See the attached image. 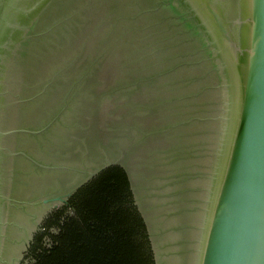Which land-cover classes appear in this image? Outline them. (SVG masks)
<instances>
[{"label":"rangeland","instance_id":"374dc122","mask_svg":"<svg viewBox=\"0 0 264 264\" xmlns=\"http://www.w3.org/2000/svg\"><path fill=\"white\" fill-rule=\"evenodd\" d=\"M50 1L31 26L40 38L31 42L23 89L14 90L21 100H29L18 104L14 122L38 132L17 135L23 142L16 149L19 157L9 166L14 206L5 229L4 264H27L33 235L48 214L63 206L60 203L77 184L107 164H119L127 173L154 264H187L191 226L197 222L200 202L195 173L208 166L200 151L208 150L214 134L206 129L211 124L180 123L209 109L216 112L220 102L214 91L203 92L192 102L173 99L182 91L195 90L200 80L212 85L214 77L202 70L209 64H195L207 52L206 46L184 20L181 25L191 40L178 44L179 29L172 19L177 16L168 7L157 12L167 21H157L155 37L172 40V45L167 44L172 48L165 51L164 45L143 42V36L152 35L100 38L103 43L96 51L102 53L100 63L90 59L87 64V32L94 35L95 24H107L108 18L87 16V0ZM149 1L134 3L140 7ZM90 3L101 5L96 0ZM92 35L88 36L91 41L95 40ZM111 41L118 45V53L109 51ZM127 52L131 65L124 59ZM78 53L84 57H75ZM163 57L161 66L157 65ZM179 62L189 65L174 71ZM200 101L205 103L201 111Z\"/></svg>","mask_w":264,"mask_h":264},{"label":"water","instance_id":"95a60500","mask_svg":"<svg viewBox=\"0 0 264 264\" xmlns=\"http://www.w3.org/2000/svg\"><path fill=\"white\" fill-rule=\"evenodd\" d=\"M49 1L0 0V264H4L2 249L8 225L5 206L14 203L4 188L1 153L14 134L38 132L16 126L15 116L11 115L19 103L29 102L16 95V102L12 99L9 104L10 81L16 71L12 59L20 57L26 39L24 51L29 50L32 40L40 38L31 26ZM135 1L122 0L123 7L118 10L115 0H96L101 4L98 7L87 0V16L92 13L108 18L107 24H95L94 35L87 32V56L98 54L97 46L103 43L100 38H124V34L127 40L140 34L152 35L153 38L143 36V42L164 45L165 51L172 48H167L168 41L155 37L157 21L163 20L157 12L170 7L176 18L189 22L195 36L201 37L200 42L209 51L207 61L214 65L219 79L213 89L220 102L216 131L210 151L200 155L208 159V166L198 176L200 202L189 264H264V0H150L140 7ZM118 28L121 33H117ZM90 35L95 40H89ZM117 49L116 42L111 41L109 51L115 54ZM126 55L124 59L131 65V53ZM77 56L84 57L82 53ZM162 61L164 57L157 60V65L161 66ZM36 64L43 68V64ZM188 65L179 62L173 69L181 71ZM192 98L195 94L185 97L182 91L173 102ZM110 165L119 164L94 170L60 204H65L76 189Z\"/></svg>","mask_w":264,"mask_h":264},{"label":"trees","instance_id":"16d2710c","mask_svg":"<svg viewBox=\"0 0 264 264\" xmlns=\"http://www.w3.org/2000/svg\"><path fill=\"white\" fill-rule=\"evenodd\" d=\"M99 57L88 55L87 64L90 59L99 64ZM40 227L28 248L27 264H154L144 221L119 165L101 169Z\"/></svg>","mask_w":264,"mask_h":264},{"label":"flooded vegetation","instance_id":"af4514ba","mask_svg":"<svg viewBox=\"0 0 264 264\" xmlns=\"http://www.w3.org/2000/svg\"><path fill=\"white\" fill-rule=\"evenodd\" d=\"M115 2H117V3H115V8L116 9H121L123 6H122V0H115ZM112 3V2H111ZM148 4V3H147ZM112 7V6H111ZM165 12V11H164ZM166 13L168 14V11H166ZM169 18H171V16L169 17ZM172 19H174V21H175V23L173 24L177 29L176 30H181L182 32H183V34L184 35H180V32L181 31H179L178 30V32L176 33V34H178L179 33V37L180 38H178L180 41L178 42V44L180 45L181 43H184V44H186V43H188L190 40H191V38L190 39H188V37H190L191 36V34L189 33V34H187V31H186V29H184L183 28V25H181L182 24V21L180 20V19H178V18H172ZM167 21V20H166ZM110 23H112V22H110ZM118 26H119V24H118ZM184 30V31H183ZM117 33H121V29H119L118 28V31H117ZM185 38V39H184ZM28 42V40L26 39L25 41H24V43H23V51L20 53V57L18 56V58H14V59H12V63H13V65H14V67H15V69H16V71L14 72V74L12 75V80L10 81V83H12L11 85H10V88H9V91H10V93H9V104L10 103H12V99H13V101L14 102H16L15 101V98L16 97H14V96H16V93H15V89H19L20 87H21V89H23V86H24V83H21V80H23L22 78H24L23 77V74L25 73V71H27L28 70V52L30 51V44H29V50L28 51H24V47H26L27 48V43ZM172 43H173V41L171 40V41H168V43H166V46H167V44H171L172 45ZM22 55V56H21ZM207 57H209V51H207L204 55H202L201 56V58L199 59V60H197L196 62L197 63H195V64H197V65H203V64H209L208 66H206L205 68H202V70H203V72H204V75H207V74H211L213 77H214V81L212 82V85L211 86H207L205 83H202L201 81L202 80H200L199 81V85H197L196 86V88H195V90H191V91H189V89L188 90H186L185 92H184V94H185V97H187V96H189V95H194L195 94V98H192V100H198V95H200V94H202L203 92H206V91H214L213 89L219 84V79H218V76H217V78H216V74H215V71H214V65H212L210 62H208L207 61ZM201 67V66H200ZM12 85H14V86H12ZM17 91V90H16ZM209 94H211V93H209ZM209 94H207V95H209ZM185 101H187V102H192L191 100H189V99H186ZM196 101H193L194 103L196 102ZM200 102H203V101H200ZM200 102H199V104H200ZM203 104H205L204 102L203 103H201L200 105H199V110L201 111V109L203 108L202 107V105ZM198 107V106H197ZM16 109H17V107L15 108V110L14 111H12L11 112V115H13V116H15L16 118H17V111H16ZM22 109H20L19 110V112L21 111ZM217 114H218V112L216 111V112H214V110H212V109H209L208 110V112L207 113H204V114H201V116H197V117H190L189 119H187V120H185V122H183V124H181V125H186V126H188V125H191V126H194L195 125V123L196 124H198V123H205V124H211V125H213L212 127H210L209 125V127L206 125V129H208V130H210L211 129V133H213V134H215V119H216V116H217ZM25 115V113H24V111L22 112V115L21 116H24ZM15 125L16 126H18L17 124H16V122H15ZM19 127H24V126H21V125H19ZM26 127V126H25ZM29 128L27 127L26 128V130H28ZM189 130H190V127L188 128ZM187 132H191V131H187ZM17 135H20V136H33V134L31 135V134H27V133H18V134H14L13 136H11V138H9L8 139V142H7V144H6V146H7V148L4 150V151H2V153H1V161H2V165H3V184H4V188H5V191H6V194H7V196H9V197H11V193H10V177H9V175H8V172H9V166L11 165V163L13 162L12 160L13 159H15V158H18L19 157V155L17 154V155H14L15 153H16V149L18 148L17 146H21L22 145V142H23V140L20 138H17ZM35 135V134H34ZM184 136L186 137V136H188L189 137V134L187 133V134H185L184 133ZM19 139V140H18ZM213 139H214V136H213ZM213 139H212V142H213ZM210 149H211V145H210V147L208 148V150H207V148H206V151L205 150H203V151H200V152H203V153H207V152H209L210 151ZM196 151V150H195ZM205 151V152H204ZM198 151H196V153H197ZM200 157H203V156H200ZM10 163V164H9ZM199 169H197V171H198ZM200 170H202L201 172H203V168L202 169H200ZM5 171V172H4ZM200 171H198V172H196L195 173V176H197V178H198V176L199 175H201L202 173H201ZM5 173V174H4ZM198 186V187H197ZM196 187V190H197V192H199L200 193V191H199V189H200V187H201V182L199 183V185H197ZM10 205H8V206H5V219H7V222H8V225L7 226H9V221H8V217H9V214H10V210L12 209V207L14 206V203H9ZM65 204H66V202H65ZM65 204H63V206L65 205ZM196 224V223H195ZM193 227L194 226H191V229L193 230ZM190 242V246L188 247V249H187V252L188 253H190V248H191V243H192V240L191 241H189ZM190 256H191V253H190ZM190 259H191V257H190ZM190 259H189V261H188V263L187 264H189L190 263Z\"/></svg>","mask_w":264,"mask_h":264},{"label":"bare ground","instance_id":"6f19581e","mask_svg":"<svg viewBox=\"0 0 264 264\" xmlns=\"http://www.w3.org/2000/svg\"><path fill=\"white\" fill-rule=\"evenodd\" d=\"M227 91H224V93H225V101H226V104H227V102H228V100H227V93H226Z\"/></svg>","mask_w":264,"mask_h":264}]
</instances>
